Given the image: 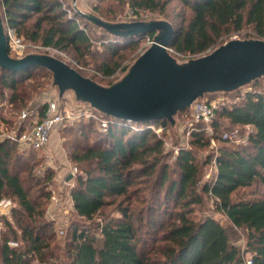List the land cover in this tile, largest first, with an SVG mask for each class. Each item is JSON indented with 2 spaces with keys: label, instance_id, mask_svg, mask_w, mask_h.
<instances>
[{
  "label": "trees",
  "instance_id": "1",
  "mask_svg": "<svg viewBox=\"0 0 264 264\" xmlns=\"http://www.w3.org/2000/svg\"><path fill=\"white\" fill-rule=\"evenodd\" d=\"M0 2L5 30L12 29L24 42L67 51L80 62L85 60L92 46L86 31L95 27L74 13L68 16L60 0ZM99 2H110L105 8L98 4L92 9L107 22H115L125 8L137 19L143 13L164 16L174 28L169 49L180 55L201 56L216 46L225 33L238 32L244 26L249 27L258 39L264 40V0ZM172 3L181 7L180 14L172 16L167 13ZM177 18L181 21L177 22ZM97 35L106 56L99 64L100 73L109 77L118 69L124 71L125 67H120L124 59L122 53L124 49L135 47V38L116 39L103 31ZM152 36L149 34L151 39ZM77 71L84 76L81 70ZM50 79V73L42 68L30 67L21 72L0 69V107L6 102L10 114V117L0 114V125L11 128L19 112L33 95L49 84ZM260 83L254 82L244 93L231 94L236 101L215 111L230 125L249 126L251 130L246 135V142L236 144L217 135L218 124L212 118V137L219 143L214 156L215 174L210 182L200 186V194L197 192L200 167L193 153L185 149L178 153L176 178L171 179L167 175L168 166L161 162L163 142L150 131L148 123L116 122L102 116L108 121L105 130H93L97 123L90 120L59 126L73 137L69 157L81 171L70 190L72 208L79 218L91 221L111 203L108 202L110 197L122 196L123 201L129 202V189L139 181L137 179L152 176L156 169H159L156 185L159 190L163 189L158 196L163 195L179 206L166 225L152 216H144L143 210H131L127 204L122 207L123 201L117 206L120 218L100 224L98 236L90 234L85 226L73 224L64 264H246L248 260L250 264H264V90L259 89ZM43 107L32 109L19 123L20 130L30 127L34 120L39 121ZM183 112L189 111L179 114ZM202 124L197 123V127L191 130V145H208ZM153 125L163 130L169 126L166 121ZM16 147L9 140L0 141V197L7 191L17 198L20 206L19 212L12 214L13 224L5 223L12 237L0 241V264H30L34 258L42 264L45 257L51 255V237L44 234L50 224L43 218L40 203L30 198V192L35 185H45L48 176L38 178L30 168L25 172L28 162L21 171L17 165H22V161L32 158L38 151L30 150L25 158ZM13 151L16 155L10 170ZM212 157L209 156L204 165L209 164ZM241 189L251 190L246 196L239 194ZM201 194L213 199L217 211L233 228L245 232V253L233 245L228 231L218 221L208 216L200 219L194 216L192 207L202 203ZM49 197L48 191L42 192V199ZM143 221L149 223L150 230L160 233L159 237L152 239L158 244L149 247L148 242L139 237V227L135 223L141 225ZM11 240L21 244L11 247L8 244Z\"/></svg>",
  "mask_w": 264,
  "mask_h": 264
},
{
  "label": "rangeland",
  "instance_id": "2",
  "mask_svg": "<svg viewBox=\"0 0 264 264\" xmlns=\"http://www.w3.org/2000/svg\"><path fill=\"white\" fill-rule=\"evenodd\" d=\"M63 9L66 11L67 15H72L71 4L73 0H60ZM110 2H99V0H77L78 7L84 9L88 12H93V7L100 4L101 7L105 8L109 6ZM182 12L181 7L172 3L168 9L167 13L174 16L175 14H180ZM96 15V14H95ZM152 19H164V16L157 13H143L139 19L134 18L130 12L125 8L124 11L120 12L116 17L115 22H128V21H147ZM177 22L181 21V18H177ZM167 21V20H166ZM87 34L91 38V48L88 55L85 56V60L80 62V60L70 52L58 51L52 48L46 49L39 44L24 42L26 46L27 53L29 52H39L46 53L57 57L60 60L67 62L74 69L81 70L83 75L87 78L92 79L100 85H110L112 82L117 80L126 70V68L144 51L149 45L151 38L148 36H142L135 38V47L124 49L122 55L124 59L121 61L120 67H125V70H117L112 76H103L99 71V64L106 57L103 53V48L98 43V35L100 31L95 28L87 29ZM232 39H258L251 29L244 26L238 32L225 33L217 42L215 47L223 44ZM210 50V51H211ZM171 54L177 58L179 61H184L190 57L187 55H180L173 53ZM199 57V56H198ZM261 83L259 89L264 90V79L259 80ZM49 84L41 90L38 94L33 95V97L27 103V106L19 112V116L22 112H28L30 114L31 110L35 107H43L44 102L48 99H53V92L49 89ZM250 87H245L240 92L244 93L249 91ZM203 100L212 104L215 107V111L219 109L220 106L229 105L231 102L236 101L233 95H207ZM61 106L64 104H69L71 102L70 97H66L61 102ZM73 105V104H72ZM74 106V105H73ZM188 111H190L188 109ZM214 111V120L218 124L217 135L224 136L227 134L231 139V142H239L242 144L246 142V135L251 130L249 126H232L224 118L218 117ZM0 114L6 117H10L9 105L2 103L0 107ZM18 117L14 120L11 128H4L0 125V136L5 137L9 135L13 130L15 124L18 122ZM81 121L73 122L71 125L78 124ZM204 138L208 140V145L206 147H198L190 144V133L191 130L196 128L197 125L194 124L192 127L189 125V118L187 113H181L176 118V125L174 128L166 127L165 130H159V127L153 124L148 125L150 131H152L156 137L163 142V155L161 162L168 166L167 175L171 179L176 178L177 167H176V157L181 150H190L193 153L195 162L200 167V176L197 187V192L200 194V186L205 182H210L215 174V165L213 164L214 156L217 153L219 143L215 140L213 136L214 129L211 126V121L203 122ZM199 123V122H198ZM70 124H65V126ZM93 130L98 131L99 125H94ZM95 132L90 135L93 138ZM73 137L70 133L62 130L61 127L56 128L51 135L50 142L46 149L36 152L32 158H26L30 150H24L22 148L16 147V149L21 153L25 159L20 164V170L23 171L24 165L28 162V168L25 172H28L29 168L31 173L38 177L45 179L48 176L45 185H35L30 192V198L36 200L40 203V210L43 212V218L50 224V227L45 230V236L50 235L51 239L49 241L50 247L49 252L51 255L45 257L44 263L42 264H64L67 260V251L70 249L68 241L70 240V233L73 228V224H79L80 226H85L88 228L90 234L98 236L100 224L110 220L120 218V213L117 206L123 201V197H110L108 202H111L108 206H105L99 214L95 215L91 221H85L79 218L73 211L72 201L70 198V190L75 185L76 176L81 174L80 167L77 163L70 160L69 152L72 151L73 147ZM16 152L12 153V160L10 163V170H12L13 157H15ZM209 156H213L209 164L204 165ZM159 168V167H158ZM23 173V172H22ZM159 169H156L152 176L142 177L136 181L135 185L129 189V194H131L130 200L123 201L122 207L126 204L131 210L141 211L143 210L144 216H152L157 222H162L163 225L169 222L173 212L179 208L174 201L167 200L163 195L158 196L162 193L163 189L157 187ZM74 174V175H73ZM69 175H73L70 180H67ZM41 179V180H43ZM166 186V185H165ZM251 189H241L239 194L248 195ZM48 191L50 197L46 199L41 198L42 192ZM202 203L199 206L192 207L194 210V216L197 219L203 218L205 216L211 217L218 221L223 227L226 228L230 235L231 242L236 246L242 253L246 252V234L241 229H236L231 226L226 217L217 211L213 199L205 194H201ZM157 208V209H156ZM176 208V209H175ZM20 210L19 202L17 198L5 191L0 197V241L3 238H11L10 231L5 226L6 221L13 224L14 219H12V214L14 211ZM171 215V216H170ZM139 227V237L141 240L148 242V246L156 245L154 237L160 236V233L156 234L155 230H150V225L148 222L143 221L141 225L135 223ZM16 226V225H15ZM18 231V230H17ZM19 234V231H18ZM15 243H20L19 241H10ZM21 244V243H20ZM160 244V243H159ZM148 248V247H147ZM246 259H249V254H246ZM38 259H32L30 264H39Z\"/></svg>",
  "mask_w": 264,
  "mask_h": 264
},
{
  "label": "water",
  "instance_id": "3",
  "mask_svg": "<svg viewBox=\"0 0 264 264\" xmlns=\"http://www.w3.org/2000/svg\"><path fill=\"white\" fill-rule=\"evenodd\" d=\"M72 12L116 39L152 34L150 45L110 85L82 76L67 62L39 52L9 55L0 2V69L21 72L42 68L51 75L50 90L57 107L70 97L76 108L87 107L113 121L153 124L166 121L171 128L184 110L207 95H231L264 79V40L232 39L211 51L179 61L169 51L172 24L163 19L107 22L71 4ZM72 175L67 177L70 180Z\"/></svg>",
  "mask_w": 264,
  "mask_h": 264
},
{
  "label": "built area",
  "instance_id": "4",
  "mask_svg": "<svg viewBox=\"0 0 264 264\" xmlns=\"http://www.w3.org/2000/svg\"><path fill=\"white\" fill-rule=\"evenodd\" d=\"M6 40L10 56L21 57L27 53L26 46L23 41L18 38L14 31L10 28L6 29ZM43 48L49 49L47 47ZM168 51L171 53L172 50L168 48ZM214 111L215 107L206 100L197 101L192 105L190 111L187 113L190 127L201 121H211L214 116ZM28 115V112H22L18 118V123L15 124L11 133L5 137L0 136V141L9 140L18 148H22L24 150L42 151L47 148L52 132L61 125H71L73 122L83 120H90L97 123L100 130H105L108 125V121L104 119L102 115L95 113L90 108H76L71 103L64 104L58 108L53 99H48L44 102L42 116L39 121L34 120L30 127L20 130L19 123L23 122ZM158 127L160 131L163 130L162 127ZM222 139L230 140L231 138L227 134H224ZM234 143L238 144L239 142ZM213 164L215 165L214 161ZM73 175L72 177H74ZM8 244L11 247L17 246V243L15 242H9ZM246 264H250V261L248 260Z\"/></svg>",
  "mask_w": 264,
  "mask_h": 264
}]
</instances>
